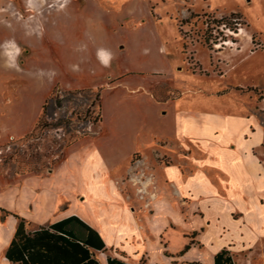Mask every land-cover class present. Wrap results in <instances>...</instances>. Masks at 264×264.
Instances as JSON below:
<instances>
[{"label":"rangeland","instance_id":"1","mask_svg":"<svg viewBox=\"0 0 264 264\" xmlns=\"http://www.w3.org/2000/svg\"><path fill=\"white\" fill-rule=\"evenodd\" d=\"M0 1L8 3L0 9L4 23L25 21L29 33L35 27L47 31L48 19L67 10L85 19L99 17L103 38L125 43L132 68L141 69L118 77L107 73L97 89H73L60 80L48 93L44 89L35 128L0 140V183L41 176L52 191L53 206L68 203L71 210L91 212L104 193L131 204L132 195L145 187L141 180L152 179L146 187L159 191L155 181L161 164L155 171L149 162L137 165L145 153L133 156L130 135L147 127L169 134L179 131L192 151L186 171L193 169L196 183L211 192L197 196L191 208L190 196L180 200L186 210L200 206L196 214L204 215L205 209L211 218L203 238L206 247L211 250L223 226L239 235L241 226L230 211L249 213L264 230V0ZM71 14L67 16L74 21ZM23 58L34 59L28 48ZM43 62L51 67L49 60ZM74 67L81 69L79 64ZM122 138L123 145L118 142ZM118 144L125 150L115 153ZM212 149L221 154L220 172L207 154ZM216 187L229 197L221 205L213 199ZM165 209L168 219L178 220L173 205ZM146 210L155 208L147 204ZM164 217L151 222L153 249ZM181 225L187 229L189 223ZM166 237L173 250L187 241L181 229L170 230ZM262 238L257 240L262 243Z\"/></svg>","mask_w":264,"mask_h":264},{"label":"crops","instance_id":"2","mask_svg":"<svg viewBox=\"0 0 264 264\" xmlns=\"http://www.w3.org/2000/svg\"><path fill=\"white\" fill-rule=\"evenodd\" d=\"M7 4L0 1V9L7 8ZM67 14L71 13L67 10L61 17L51 16L47 31L42 32L41 28L35 27L32 33L28 32L25 21L17 19L13 24H5L0 17V140L24 136L35 128L42 110L41 93L44 89L48 90L47 93L53 89L57 80L73 89H97L103 87L101 82L105 80L107 73L118 77L141 71L132 68V54L125 43L121 45L115 39L107 41L103 38L101 18L85 19L71 14L73 21ZM26 48L34 59L22 60ZM100 50L112 54L109 66H105L99 59ZM47 56L51 64L49 69L42 65V61H48L42 57ZM76 64L81 69H76ZM144 71L151 73L160 70ZM27 89L30 90V96L26 95ZM36 93L39 94L38 99ZM130 137L133 156L138 152L145 153L143 159L136 162L137 165L149 162L155 171V166L161 164L155 181L158 192L146 187L154 183L152 179L147 182L140 179L145 187L132 195L131 204L128 201L122 204L120 195L104 193L93 203V210L89 212L71 210L68 203L60 207L53 206L52 191H47L44 187L41 176L17 177L8 183L1 182L0 264H20L10 261L6 254L22 219L27 232L35 233L74 216L102 237L105 250L90 249L93 258L100 264H109L110 259H118L127 264H216V255L224 249L231 251L236 264H261L264 261V230L261 231L255 225V220L249 213L239 210L229 213L241 226L239 235L235 237L223 226L211 250L206 247L203 238L211 229V218L205 209L204 215L196 214V209L202 210L200 206L186 210L180 200L190 196L193 201L191 208L197 196L211 195V192L200 187V181L196 183L193 169L189 173L186 171L185 163L192 151L182 140L179 131L169 134L147 127ZM124 141L122 138L118 142L123 145ZM140 143L142 146H139ZM121 145L114 147L113 152L124 151L125 149L120 148ZM212 150L207 154L213 160L214 169L220 172L224 166L221 154L219 150ZM112 188L116 191L115 186ZM215 189L218 194L214 193L212 198L221 205L229 197L220 193L218 187ZM144 190L147 193L141 194ZM147 204L153 206L155 211L146 210ZM169 204L173 205L181 221L179 218L168 219L165 207ZM162 214L165 215V221L155 232L158 245L153 249L151 235L154 231L151 230V222ZM220 220L219 214L218 221ZM183 222L186 225L189 223L187 229L181 228ZM180 229L187 241L180 249L173 250L166 234L170 230ZM258 238H262L263 242ZM188 246L190 248L186 250Z\"/></svg>","mask_w":264,"mask_h":264},{"label":"trees","instance_id":"3","mask_svg":"<svg viewBox=\"0 0 264 264\" xmlns=\"http://www.w3.org/2000/svg\"><path fill=\"white\" fill-rule=\"evenodd\" d=\"M46 110L47 105L44 106L45 113ZM91 248L103 251L106 245L96 230L76 216L35 233L27 232L22 219L6 255L10 261L20 264H100L93 258ZM215 263L236 264L228 249L216 255ZM109 264L127 263L110 259Z\"/></svg>","mask_w":264,"mask_h":264},{"label":"clouds","instance_id":"4","mask_svg":"<svg viewBox=\"0 0 264 264\" xmlns=\"http://www.w3.org/2000/svg\"><path fill=\"white\" fill-rule=\"evenodd\" d=\"M98 57L105 66H109V63L111 59L113 58L112 54L105 50H100L98 52Z\"/></svg>","mask_w":264,"mask_h":264},{"label":"bare ground","instance_id":"5","mask_svg":"<svg viewBox=\"0 0 264 264\" xmlns=\"http://www.w3.org/2000/svg\"><path fill=\"white\" fill-rule=\"evenodd\" d=\"M240 34H242V33H240Z\"/></svg>","mask_w":264,"mask_h":264}]
</instances>
